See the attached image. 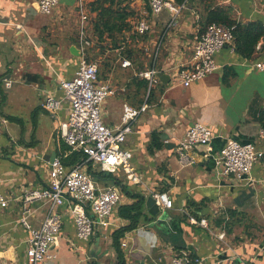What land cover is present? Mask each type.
Returning <instances> with one entry per match:
<instances>
[{
  "label": "crops",
  "instance_id": "crops-1",
  "mask_svg": "<svg viewBox=\"0 0 264 264\" xmlns=\"http://www.w3.org/2000/svg\"><path fill=\"white\" fill-rule=\"evenodd\" d=\"M40 1L0 0V189L10 197L24 188L47 187L52 155L59 157L68 150L60 124L69 119V104L64 103L56 114L42 104L48 95L60 98L58 78L72 79L78 70L81 59L72 52L73 47L80 49L78 2L60 0L46 15L39 11ZM128 7L133 13L127 20L130 28L117 35L116 44L108 37L99 42L90 25L94 15L88 9L92 44L87 58L98 64L100 80L117 89L103 107V121L110 128L120 125L124 104L140 106L146 99L144 81H148L139 72L154 67L169 77L166 82L157 78L149 94V109L124 145L132 153L131 168L141 183L132 182L123 170L94 176L102 188H120L122 200L112 225L98 229L89 241L77 237L69 206L57 208L62 230L50 264H118V249L124 264H169L182 251L204 264H264V158L254 166V182L249 183L223 176L213 159H203L204 147L195 150L198 163L192 166H182L176 153L195 123L211 128L215 152L229 139L264 148L260 122L264 74L255 67L264 60V39L250 58L242 56L236 44L222 49L216 54L218 71L190 87H184L177 76L191 64L194 36L207 26L209 9L225 10L231 20L243 25L264 24V0H188L172 26L171 13L164 10L153 16L149 0H130ZM141 18L151 25L143 36L134 31ZM124 59L131 66L123 67ZM152 193H168L174 208L152 216L144 203L145 220L126 232L116 247L115 233L128 226L120 208L136 202L134 195L141 194L146 201ZM33 209L30 222L38 228L48 207L35 204ZM232 213L227 228L224 218ZM19 217L17 201L0 209V264H29L30 232ZM191 217L205 219L211 231L194 225ZM223 231L224 241L212 235ZM125 241L127 248L122 246Z\"/></svg>",
  "mask_w": 264,
  "mask_h": 264
},
{
  "label": "built area",
  "instance_id": "built-area-1",
  "mask_svg": "<svg viewBox=\"0 0 264 264\" xmlns=\"http://www.w3.org/2000/svg\"><path fill=\"white\" fill-rule=\"evenodd\" d=\"M60 0H41L39 11L49 15ZM80 13V64L72 79L58 78V88L62 96L57 98L48 95L42 108L56 114L64 103L69 104V119L60 124L61 136L68 150L50 163V180L42 189L24 188L12 197L0 189V209H7L11 202L20 203L19 223L30 232L27 257L29 264H50L51 250L59 243L62 230V216L56 209L68 205L74 215L77 237L89 241L98 229L112 225L113 214L122 200L121 189L115 186L100 187L91 168L104 173L115 174L123 170L134 183H141L140 178L131 168L132 153L124 149L128 137L134 133L138 119L149 109V94L157 83L158 71L153 67L138 73L140 78L148 81V95L140 106L124 104L121 123L115 128L108 127L103 121V107L107 100L116 95L117 89L100 80L99 66L87 58V48L92 44L88 31L89 13L86 0H77ZM188 0L177 5L173 0H149L153 16L168 10L172 17L169 26L174 25L187 7ZM151 30L149 21L138 19L134 31L140 36ZM234 27L219 23L208 24L205 29L194 36L193 57L189 67L178 71V79L184 87L202 81L218 71L216 54L226 47H235ZM123 67L131 66L124 59ZM256 69L264 74V60L255 64ZM11 87L10 82H6ZM264 139V131L261 134ZM213 131L204 123H195L186 133L176 148L182 166L198 163L195 150L204 147L203 159H213L223 176H230L237 182H254L252 171L257 162L264 158V148L254 143H242L229 139L224 147L215 152L212 147ZM74 154L83 157L71 166L66 160ZM161 211L174 208V201L168 193H152ZM35 204L46 205L48 213L38 228L31 225L30 217L35 212ZM224 224L229 221L225 217ZM194 225L210 230L205 219L191 217ZM220 241H224L226 232L213 233ZM122 246L127 248L126 241ZM169 264H204L203 260L192 257L182 251L175 254ZM254 264V263H250Z\"/></svg>",
  "mask_w": 264,
  "mask_h": 264
},
{
  "label": "trees",
  "instance_id": "trees-1",
  "mask_svg": "<svg viewBox=\"0 0 264 264\" xmlns=\"http://www.w3.org/2000/svg\"><path fill=\"white\" fill-rule=\"evenodd\" d=\"M130 0H93L88 4V9L94 17L90 20L95 35L102 43L106 38H111L113 43H117V35L123 34L129 30L128 17L133 13L128 12V2ZM177 5L184 3L186 0H173ZM211 23H219L228 27H234V37L237 51L244 57L250 58L256 52V47L260 40L264 39V24L260 22H253L247 25L237 23L231 20L229 13L222 9L210 10L207 17V25ZM145 88H147V82L144 81ZM260 122L264 126V116L260 118ZM158 140V137H154ZM83 156L80 154H74L67 159L66 165L71 166L75 162L81 160ZM93 169V168H91ZM95 177H100L102 172L98 173L90 170ZM136 202L132 205L124 206L120 208V216L128 221V226L119 229L115 233V246H119L121 237L128 231L137 229L142 220L146 218L144 213L145 197L141 194L134 195ZM234 217L232 213L230 215V222H227V228L231 224V219ZM224 219H222V222ZM118 264H124L123 254L120 249Z\"/></svg>",
  "mask_w": 264,
  "mask_h": 264
},
{
  "label": "water",
  "instance_id": "water-1",
  "mask_svg": "<svg viewBox=\"0 0 264 264\" xmlns=\"http://www.w3.org/2000/svg\"><path fill=\"white\" fill-rule=\"evenodd\" d=\"M72 52L74 53V55L79 56L81 55V51L79 48L77 47H73L72 48ZM158 77L162 80L166 82V79L168 80V76L163 74V73H158ZM57 157V154L54 153L51 157V162H53V160ZM145 206L146 208L149 210L150 214L152 216H157L160 213V209L156 204V200L153 198L152 195L148 196L146 201H145Z\"/></svg>",
  "mask_w": 264,
  "mask_h": 264
},
{
  "label": "rangeland",
  "instance_id": "rangeland-1",
  "mask_svg": "<svg viewBox=\"0 0 264 264\" xmlns=\"http://www.w3.org/2000/svg\"><path fill=\"white\" fill-rule=\"evenodd\" d=\"M89 29V28H88ZM90 35V34H89ZM91 37V36H90ZM93 56V55H92ZM93 62V61H92ZM100 66H101V64H100Z\"/></svg>",
  "mask_w": 264,
  "mask_h": 264
}]
</instances>
